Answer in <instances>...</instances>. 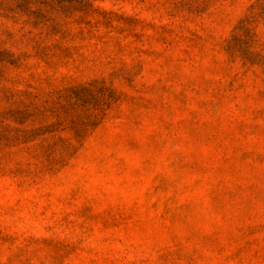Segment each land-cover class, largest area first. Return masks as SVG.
Masks as SVG:
<instances>
[{
	"label": "rangeland",
	"instance_id": "374dc122",
	"mask_svg": "<svg viewBox=\"0 0 264 264\" xmlns=\"http://www.w3.org/2000/svg\"><path fill=\"white\" fill-rule=\"evenodd\" d=\"M0 264H264V0H0Z\"/></svg>",
	"mask_w": 264,
	"mask_h": 264
}]
</instances>
